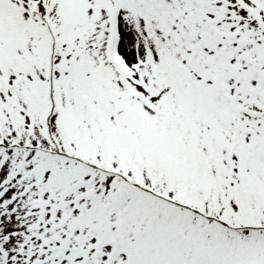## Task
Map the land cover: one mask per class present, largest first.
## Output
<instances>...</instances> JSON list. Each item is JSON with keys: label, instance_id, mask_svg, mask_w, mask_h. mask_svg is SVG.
<instances>
[{"label": "snow or ice", "instance_id": "obj_1", "mask_svg": "<svg viewBox=\"0 0 264 264\" xmlns=\"http://www.w3.org/2000/svg\"><path fill=\"white\" fill-rule=\"evenodd\" d=\"M0 264H264V0H0Z\"/></svg>", "mask_w": 264, "mask_h": 264}]
</instances>
